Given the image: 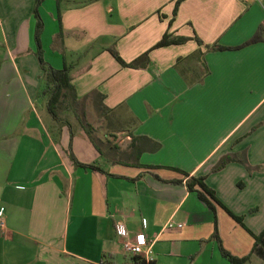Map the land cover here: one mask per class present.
Wrapping results in <instances>:
<instances>
[{"label":"crops","instance_id":"obj_1","mask_svg":"<svg viewBox=\"0 0 264 264\" xmlns=\"http://www.w3.org/2000/svg\"><path fill=\"white\" fill-rule=\"evenodd\" d=\"M35 1L0 0V264H143L117 224L154 264H264V0H43L38 42ZM38 48L71 78L58 120Z\"/></svg>","mask_w":264,"mask_h":264},{"label":"trees","instance_id":"obj_2","mask_svg":"<svg viewBox=\"0 0 264 264\" xmlns=\"http://www.w3.org/2000/svg\"><path fill=\"white\" fill-rule=\"evenodd\" d=\"M42 1L43 0H36L35 1V7L33 10L34 14L36 15V19H37V24H36L37 42H38L39 33L41 31V28H42V22H41V19L39 17V13H38V7ZM179 2H180V0H176V2H175V6H174V10H173L174 14L176 12V9L178 7ZM260 39H261V32H260V29H258L250 39H248L247 41H245L243 43V45L259 41ZM197 40L200 41L198 38H197ZM165 44H168V42H166L164 37H163L162 40H160L156 44V46H161V45H165ZM213 48H217V47L214 46ZM109 50H110L111 54L116 58V60L121 65L127 66V67H138L141 65L140 61L142 59H146V53H144L143 55L139 56L138 58H136L135 60H133L131 62H125L124 60L121 59V57L118 55V53L114 49H109ZM38 58L40 60L41 68L44 71V83L45 84H44V87H43L41 93L48 95L47 109L50 112V114L53 116V118L58 120V116L56 113V104L59 102V100L62 97L65 90L66 91L73 90V86L70 83L71 78H70V75L68 74L67 68L64 67L62 69H55V68L51 67L50 65H48L46 62H44V60L40 56L39 48H38ZM69 156H70L71 160L76 165L83 166L85 168H94V166L92 164H86V163H82V162L78 161L75 158V156L72 154L70 147H69ZM230 160H231V157H229V156L223 157L218 162V164L215 165L213 170L221 169ZM184 174H186V173H184ZM186 176H187V174H186ZM195 186H197L201 191L194 189ZM186 187L190 191H196V193L202 198H203V193L207 194L209 197H211L213 199L215 198L214 197V191L210 187H208L206 185V183H204V178L202 176L189 177L186 180ZM232 216L238 222H240V223L242 222V216H238V215H234V214H232ZM252 235L254 238V249H255V247H257L259 245L264 246V229L257 234L252 233ZM213 236L215 237V234ZM221 253L224 257H226L231 262V264H243V262H244L243 259L235 258L223 249H221Z\"/></svg>","mask_w":264,"mask_h":264},{"label":"built area","instance_id":"obj_3","mask_svg":"<svg viewBox=\"0 0 264 264\" xmlns=\"http://www.w3.org/2000/svg\"><path fill=\"white\" fill-rule=\"evenodd\" d=\"M174 226L181 227L182 224L177 223L175 225L172 222L167 223L168 228ZM115 230L117 235L122 238V248L126 253L137 257L143 264H154V254L151 247V240L148 239L143 232H137L135 235L129 236L128 231L123 224H117L115 226Z\"/></svg>","mask_w":264,"mask_h":264},{"label":"rangeland","instance_id":"obj_4","mask_svg":"<svg viewBox=\"0 0 264 264\" xmlns=\"http://www.w3.org/2000/svg\"><path fill=\"white\" fill-rule=\"evenodd\" d=\"M68 91H69V95L67 96V104L70 105V101H71V94L70 93L71 92H70V90H68ZM89 104H91V102H87V104H84V105L83 104H81V105L80 104L79 105H75L76 106V112H77V115H78V119H81L82 116H83L82 120H84L85 123H91V124H93L94 123V116L92 114V111H90L91 105H89ZM71 106H72V104H71ZM60 107H61V105H59V107H58V113L61 112V110H59ZM81 111H84V114L83 115H81ZM69 118H72V117H69ZM72 119H73L72 121L74 123L75 122L78 123L77 120H74V118H72Z\"/></svg>","mask_w":264,"mask_h":264}]
</instances>
